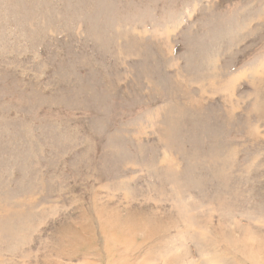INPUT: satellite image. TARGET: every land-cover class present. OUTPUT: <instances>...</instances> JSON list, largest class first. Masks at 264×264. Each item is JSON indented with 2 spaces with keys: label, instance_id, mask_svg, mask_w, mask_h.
I'll list each match as a JSON object with an SVG mask.
<instances>
[{
  "label": "rangeland",
  "instance_id": "rangeland-1",
  "mask_svg": "<svg viewBox=\"0 0 264 264\" xmlns=\"http://www.w3.org/2000/svg\"><path fill=\"white\" fill-rule=\"evenodd\" d=\"M0 264H264V0H0Z\"/></svg>",
  "mask_w": 264,
  "mask_h": 264
}]
</instances>
